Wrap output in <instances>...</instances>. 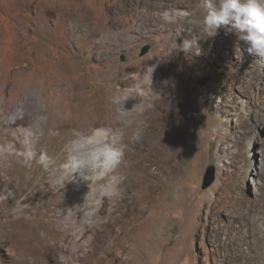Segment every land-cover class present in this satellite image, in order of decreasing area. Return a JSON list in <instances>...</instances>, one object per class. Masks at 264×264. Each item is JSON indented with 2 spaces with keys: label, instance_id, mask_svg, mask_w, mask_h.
<instances>
[{
  "label": "rangeland",
  "instance_id": "1",
  "mask_svg": "<svg viewBox=\"0 0 264 264\" xmlns=\"http://www.w3.org/2000/svg\"><path fill=\"white\" fill-rule=\"evenodd\" d=\"M172 3L0 0V264L25 257L26 264H264V70L247 67L257 57L242 41L235 50L230 26L209 37L202 0H180V24L169 26ZM148 79L169 90L152 98ZM176 83L203 114L199 147L180 172L143 180L141 166L153 160L163 167L168 157L159 144L169 132ZM135 120L143 137L123 130ZM92 128L122 134L116 193L108 177L60 182L66 146ZM42 154L47 168L38 163ZM211 167L216 179L205 190ZM90 204L103 214L83 222ZM117 205L114 224L98 234L104 212Z\"/></svg>",
  "mask_w": 264,
  "mask_h": 264
},
{
  "label": "clouds",
  "instance_id": "2",
  "mask_svg": "<svg viewBox=\"0 0 264 264\" xmlns=\"http://www.w3.org/2000/svg\"><path fill=\"white\" fill-rule=\"evenodd\" d=\"M205 15L203 26L215 36L218 29L230 26L229 31L235 33L237 42L235 50H240L239 42L247 46V52L264 57V0H202ZM165 19H168L165 13ZM186 47L190 41H183ZM76 139L66 146V160L60 165L62 171L61 183L72 182L79 173L84 180L108 177V183L115 192L116 185L123 179L114 174L121 164L126 145L122 143V134L110 128L93 129L89 134L75 133ZM35 153H29L31 160ZM38 163L45 168L49 158L40 155ZM87 170V175L84 171ZM72 179L68 180L67 177Z\"/></svg>",
  "mask_w": 264,
  "mask_h": 264
},
{
  "label": "bare ground",
  "instance_id": "3",
  "mask_svg": "<svg viewBox=\"0 0 264 264\" xmlns=\"http://www.w3.org/2000/svg\"><path fill=\"white\" fill-rule=\"evenodd\" d=\"M180 7H181L180 0H173L172 6H171L173 11L171 10V14H167L168 15V19H166L167 21H169V26H173L175 24H180V17L179 16L182 14L181 12L179 13ZM181 27H184V25L180 26V28ZM197 29L198 28L196 26V31H197ZM180 31H181V29H180ZM180 37L181 36L179 34V38ZM193 42H195V41H193ZM216 43H218V41ZM219 45H222V42ZM245 50H247L246 47H245ZM180 51H181V48L177 49L175 51V55H178ZM256 57H257V61L249 60L248 63H247V67H252L254 64L255 65L259 64V66L262 67L263 70H264V57H261L260 59H258L259 56L256 55ZM136 72H138V74H139L138 78L140 79V75L142 74V71L140 69H136ZM108 74H110L109 75L110 79H116V77L119 76V75H117L115 73H108ZM136 79L135 80L133 79L132 81L136 82ZM137 81L139 82V80H137ZM262 82H263L262 75L257 76L256 83L261 85ZM143 85H144L145 88L148 87V88L152 89V91L149 93V96H151L152 98H154V97H156L158 95L164 94V93H166L169 90V88H167V87H159V88L157 87L156 88L154 86V84L150 82L149 79L146 80L143 83ZM175 90L177 92L176 98L178 100H180V99L184 100V103H183V105H180V104L177 105V101H176L177 99L175 100V105L172 108V111L170 113V117L171 118H170L169 132L167 134V137L162 138V142L159 144V151H162V149L165 148V150H168V152H169L168 157L166 158L165 162L163 163L164 164L163 167L162 166L159 167L158 165H156L155 161H153V160H149L146 164L141 166V171H142L143 174H145V176H142L143 180H145V178L148 177V178H150L152 180L155 179L157 181L159 179H162V177H164L166 175L168 176L170 174L180 172L181 169H182V166H183V162H185L188 159L190 152L193 151V150H196L199 147V139H198V137H199L200 132L202 130V125L200 124V120L202 119L203 114L199 113L197 105L192 104L187 99L185 100V96H186L187 91L186 90H181L178 83L175 84ZM145 100H146L145 98H143V97L141 98V101L144 102V103H145ZM194 114H195V117L191 118L192 117L191 115H194ZM263 120L261 118H258L256 121L253 122V124H250L251 125L250 126V132H255L257 130V127H258L259 123H262ZM112 125L115 126L116 123L113 122ZM123 130L126 133V135H128V136L129 135L131 136L134 133H138V137H143V135H144L142 133L143 129L140 128L139 123H138L137 120H135L131 124L125 126V128ZM154 166H157V168H158L156 172L153 169ZM119 170L120 169L117 168V170H116V172L114 174H119V172H120ZM87 174H88L87 170H85L84 171V175H87ZM75 175H78L79 177H82L79 173H77ZM129 179H130V177H129ZM156 181H155L154 184L149 186L152 189H150V191H151L150 195H147L146 197H144L142 199L144 202H145L146 198L148 200L149 198H152L154 196V192H155V189H156V186H157ZM8 182L9 181L6 180L5 184H7ZM120 182H122V181H120ZM256 182H257V179H255V183ZM68 188H69V186H68ZM109 189H111L110 186H109ZM122 189H123V187H122ZM99 198L100 197H98V202L100 201ZM51 200H52V198H51ZM143 201H141V204H142ZM227 207H229V205L218 207V209H217L218 214H222L225 211V209H227ZM119 210H120V205H117V206L113 207L112 209H110L109 211H105L104 212V213H107V220H105V223L98 225V227H97L98 234H101L103 231H106V229L108 227H110L112 224H114V222L116 220L115 215H116V213ZM158 210L160 211V210H162V208H158ZM74 212H76V211H74ZM74 212H72V215H70V219L71 220L73 219L72 217L75 216ZM95 213H96V209H94L93 205L90 204L88 206V208H85V210L82 213V221L84 222L87 219L88 220H92L94 215H95ZM102 214L103 213H101L100 216L95 215V219H101ZM139 219H140V213L137 210V212H135V214H134V220L137 222ZM6 226L8 227V225H6ZM137 228H139V226ZM5 230H7V229L5 228ZM225 230H226V226L225 225L223 226V228H219L218 232L216 233L217 236H219L221 234H224ZM110 240H111V238H110ZM228 243H229V241L225 240V242L223 244H224V246H227ZM44 248L47 249L46 246H44ZM48 250L50 251L49 255L56 259L57 258V246H51L50 245V246H48ZM25 253H24V255H25ZM28 253H29V250H27V254ZM26 263H27V259L25 257V259L23 260L22 264H26Z\"/></svg>",
  "mask_w": 264,
  "mask_h": 264
},
{
  "label": "water",
  "instance_id": "4",
  "mask_svg": "<svg viewBox=\"0 0 264 264\" xmlns=\"http://www.w3.org/2000/svg\"><path fill=\"white\" fill-rule=\"evenodd\" d=\"M216 179V168L211 167L208 169L205 178H204V184H203V189H208L212 186Z\"/></svg>",
  "mask_w": 264,
  "mask_h": 264
}]
</instances>
